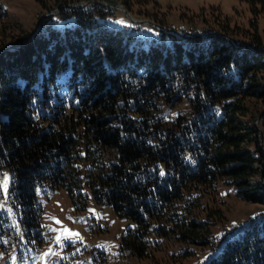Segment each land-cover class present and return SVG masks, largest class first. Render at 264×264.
Listing matches in <instances>:
<instances>
[{"label":"trees","instance_id":"trees-1","mask_svg":"<svg viewBox=\"0 0 264 264\" xmlns=\"http://www.w3.org/2000/svg\"><path fill=\"white\" fill-rule=\"evenodd\" d=\"M57 1L61 12L33 36L0 27V172L11 171L7 202L0 180V264L22 233L41 231L39 191L61 188L76 209L92 195L130 219L121 247L137 258L168 241L214 247L220 183L264 204L257 19L248 45L164 30L146 45L104 22L105 6ZM242 1L264 16V0ZM204 264H264V214L221 239Z\"/></svg>","mask_w":264,"mask_h":264},{"label":"rangeland","instance_id":"rangeland-1","mask_svg":"<svg viewBox=\"0 0 264 264\" xmlns=\"http://www.w3.org/2000/svg\"><path fill=\"white\" fill-rule=\"evenodd\" d=\"M89 1L75 0L70 3ZM96 1L113 6L123 5L124 8L110 9L112 13L103 21L112 28L132 31L146 45L162 33V29L155 24L202 36L218 33L233 38L240 45H248L256 33L252 22L257 19V33L262 37L264 49V16L256 17L251 6L242 0ZM0 4L8 13L4 20L0 19V27L6 24L13 38L26 33L33 36L39 25L41 27L47 18L57 16L63 7L60 6L63 2L57 0H0ZM125 9L135 19L146 22H134ZM50 13L51 16L43 18ZM255 124L262 132L261 146L264 151V124L258 117ZM0 173L2 199L7 202L11 171L4 168ZM216 198L212 206L221 208L224 217L211 226L212 238L216 241L214 247L168 241L159 250L152 251L151 256L137 258L121 247L123 234L133 226L130 219L119 217L110 205L97 204L92 195L85 209H76L66 189L53 193L40 190L41 231L38 235L35 232L32 235L22 233L20 243L3 254V264H204L215 254L221 239L230 238L251 218L264 214V204L241 199L233 186L220 183ZM64 229L78 233V236H67ZM58 236L59 241L56 239Z\"/></svg>","mask_w":264,"mask_h":264},{"label":"water","instance_id":"water-1","mask_svg":"<svg viewBox=\"0 0 264 264\" xmlns=\"http://www.w3.org/2000/svg\"><path fill=\"white\" fill-rule=\"evenodd\" d=\"M95 4H99V5H102V6H105L107 7L108 9H116V8H124L123 5H119V6H113L109 3H106V2H101V1H96V0H91L89 2H84L83 4H80V3H76V4H71V3H68L66 4L67 6H69L70 8L72 9H77V10H83V9H89L91 6L95 5ZM65 4H61L60 6H63ZM125 12L129 15L130 18H132V20L136 23H145L146 21L145 20H138V19H135L134 17L131 16L130 12L128 10L125 9ZM52 13L50 14H45L43 16V18L45 17H49L51 16ZM152 24H155L153 22H151ZM157 25L159 28H161L162 30L168 32V33H171V34H174V35H177L179 37H184V36H187V35H192L190 33H182L180 31H177V30H172V29H169L165 26H161V25H158V24H155ZM40 28V25L38 26L37 30L35 31V33L39 30ZM195 36H202V34H193ZM236 45H239L233 38H230ZM20 45H11V46H8L6 49H14V48H19ZM263 112L258 116V118H261ZM258 130L260 131V140H261V144H262V132L260 130V127L256 124ZM262 148V146H261ZM259 181L260 183L264 186V162L262 164V167H261V172H260V175H259Z\"/></svg>","mask_w":264,"mask_h":264},{"label":"snow or ice","instance_id":"snow-or-ice-1","mask_svg":"<svg viewBox=\"0 0 264 264\" xmlns=\"http://www.w3.org/2000/svg\"><path fill=\"white\" fill-rule=\"evenodd\" d=\"M64 232H65V234H66L67 236H73V235L78 236V233H73V232H71V230H69V229H64ZM56 239H57V241H59V240H60V237L58 236V237H56Z\"/></svg>","mask_w":264,"mask_h":264}]
</instances>
